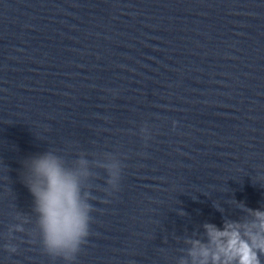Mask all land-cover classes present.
Returning a JSON list of instances; mask_svg holds the SVG:
<instances>
[{
    "label": "clouds",
    "instance_id": "obj_1",
    "mask_svg": "<svg viewBox=\"0 0 264 264\" xmlns=\"http://www.w3.org/2000/svg\"><path fill=\"white\" fill-rule=\"evenodd\" d=\"M31 165L38 179L28 187L40 216L43 247L51 256L75 261L87 243L94 211L91 193H83L81 188L80 177L87 172L63 167L52 153L34 158ZM121 176L118 165L109 168L108 182L115 191L119 190ZM247 212L251 219L225 220L222 226L205 223L206 240L190 241L188 256L192 264H262L264 211L247 208ZM181 264L187 261L181 260Z\"/></svg>",
    "mask_w": 264,
    "mask_h": 264
}]
</instances>
